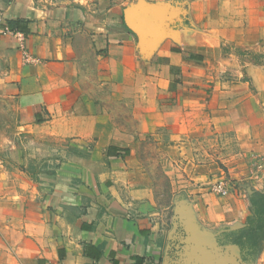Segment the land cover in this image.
Here are the masks:
<instances>
[{"label": "crops", "instance_id": "0c3cea01", "mask_svg": "<svg viewBox=\"0 0 264 264\" xmlns=\"http://www.w3.org/2000/svg\"><path fill=\"white\" fill-rule=\"evenodd\" d=\"M171 1L0 0L2 22L29 24L22 38L0 34V64L6 67L0 79L10 86L2 96L14 101L17 130H36L78 147L77 153L61 146L48 151L61 159L45 175L46 188L22 207L27 240L42 264H163L167 236L148 212L151 178L134 146L112 123L118 83L133 78L137 59L152 49L164 72L180 70L177 86L194 85L193 68L209 60L194 54V48L213 49L226 39L241 45L234 32L226 31L231 23L223 15L227 3L247 2L190 0L189 25L179 27L180 8ZM211 2L219 8L210 11ZM137 15L150 19L142 30L135 28ZM155 29L160 33L154 38ZM109 151L116 155L108 156ZM16 152L24 158L20 145ZM203 198L208 203L210 196ZM243 209L237 203L232 214L216 199L204 214L210 221L228 220Z\"/></svg>", "mask_w": 264, "mask_h": 264}, {"label": "rangeland", "instance_id": "374dc122", "mask_svg": "<svg viewBox=\"0 0 264 264\" xmlns=\"http://www.w3.org/2000/svg\"><path fill=\"white\" fill-rule=\"evenodd\" d=\"M189 1L170 2L180 8L179 27L189 25ZM218 8L217 3H210V11ZM243 10L246 20L239 32L237 21ZM223 16L231 23L226 31L234 32L242 44L226 39L213 49L194 48V54L209 58L203 67L193 68L194 85L177 86L180 70L164 72L149 49L146 58L137 59L135 76L118 83V100L112 102V123L134 146L151 178L148 212L167 236L163 264H264L261 254H256L259 244L246 247L250 252L244 262L236 236L224 240L252 216L253 193L264 192V5L255 0L230 2ZM147 20V16H134L136 30H142ZM159 33L157 29L152 37ZM5 71L0 64V76ZM3 79L0 264H42L27 240L22 207L26 199L46 188L45 175L61 159L55 154L49 157L48 151L61 146L77 153L78 147L68 140L52 141L36 130H17L20 117L13 99L4 96L10 86ZM19 145L24 158H18ZM91 149L88 143L87 152ZM203 196H210L208 203ZM216 199L232 214L237 203L243 205V213L210 221L204 212Z\"/></svg>", "mask_w": 264, "mask_h": 264}, {"label": "trees", "instance_id": "16d2710c", "mask_svg": "<svg viewBox=\"0 0 264 264\" xmlns=\"http://www.w3.org/2000/svg\"><path fill=\"white\" fill-rule=\"evenodd\" d=\"M2 26L8 28L15 33H21L28 35L29 24L22 21H7L2 22ZM194 59L200 60L198 56H194ZM116 153L109 151L108 156H114ZM252 216L248 219L246 224L238 231L229 233L224 240L231 239L236 236V242L242 250V260L246 261V257L249 255V248H246L249 244L256 246L259 244V249L256 251L258 256L264 250V192H255L251 196L250 200ZM238 236V237H237Z\"/></svg>", "mask_w": 264, "mask_h": 264}, {"label": "built area", "instance_id": "2783aa9c", "mask_svg": "<svg viewBox=\"0 0 264 264\" xmlns=\"http://www.w3.org/2000/svg\"><path fill=\"white\" fill-rule=\"evenodd\" d=\"M0 34L1 35L14 34L15 36H18L19 38H22L20 33L12 32L8 28L3 27L2 26V20H1V18H0ZM24 56H25L26 59H29V57L27 56V54H25ZM223 190H224L223 187H219L218 188V191L219 192H223Z\"/></svg>", "mask_w": 264, "mask_h": 264}]
</instances>
